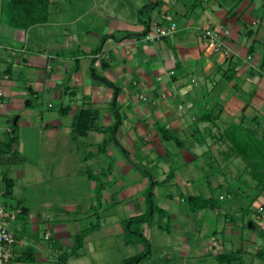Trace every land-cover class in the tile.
<instances>
[{
  "label": "crops",
  "instance_id": "crops-1",
  "mask_svg": "<svg viewBox=\"0 0 264 264\" xmlns=\"http://www.w3.org/2000/svg\"><path fill=\"white\" fill-rule=\"evenodd\" d=\"M3 2L0 139L15 141L8 150L1 146L0 199L7 204L6 174L14 181L11 203L27 209L13 223L8 264H60L94 218L100 183V226L67 264H105L100 251L121 246L134 250L122 251L119 264L142 254L146 247L128 235L147 213L151 220L138 224L146 239L166 223L193 264L218 261L225 244L218 229L202 232L212 221L208 210L225 215L228 234L242 226L227 216L236 212L230 205L193 211L186 198L211 197L216 187L206 174L218 178V187L220 176L229 183L241 175L244 167L230 168H241V159L220 137L226 127L241 121L264 133V0H51L47 22L27 29L9 23ZM173 21V34L146 38ZM207 30L230 56L214 50ZM83 110L91 113L90 127L81 132ZM194 124L189 147L181 135ZM201 132L205 140L196 136ZM220 144L226 150L216 153ZM260 198L264 203V193ZM192 219L201 227L191 244Z\"/></svg>",
  "mask_w": 264,
  "mask_h": 264
},
{
  "label": "trees",
  "instance_id": "trees-1",
  "mask_svg": "<svg viewBox=\"0 0 264 264\" xmlns=\"http://www.w3.org/2000/svg\"><path fill=\"white\" fill-rule=\"evenodd\" d=\"M50 5L51 0H4L2 12H6L9 15V23L11 25L17 28L27 29L32 25L47 22L50 14ZM262 66L264 67V56L262 58ZM27 105H29V102H27ZM90 114V111L86 110L81 112L78 122V131L82 132L89 129L90 121H88V119ZM220 137L230 143L229 154L239 157L245 163L241 175L233 182L235 185L232 184L233 187H231L229 191L225 193L226 196L224 195V192L219 194H214L213 192L211 197H206L204 195H190L186 198V200L193 211L221 208L225 204V200L231 197L232 192H234L233 190H242L244 193H246L245 189L251 187V181H248L246 178H244V174L246 173L250 175L256 182V194L254 196L251 195L250 198L252 202H250V205L243 206L240 209V212H242L243 227L247 228L251 222L252 226L255 224L253 219H249L250 213L257 210H253L251 208L253 201H255L264 193V133L262 136H259L257 130L246 127L244 123L240 121L237 123L234 122L226 127L223 132H221ZM14 141L15 139L2 141V150H8ZM106 142L107 141L105 140L103 146H105ZM89 176L92 178L97 177V175H94L93 173H89ZM2 180L5 187L3 195L7 201L5 202L7 203L6 205H9L11 208L21 207L23 210L22 212L26 213L27 209L22 206L21 202H17L15 205L11 203L14 187L13 179H10L6 174H4L2 176ZM208 181H210V179H208ZM222 186V184L219 185V187ZM216 188L212 187V191ZM96 194L98 206L93 207L95 211L94 214L99 212V207L102 203V183L99 184ZM151 202H153V200H151ZM153 208L155 209V206H153ZM259 214L264 215V212H259ZM152 215L153 213H147L144 216L134 219L133 222H144L149 218L151 219ZM227 216L231 221H237L236 214L227 213ZM99 223L100 222L98 220L97 223H90L91 226L83 227L75 235V243L71 250L65 251L60 255V264H67L70 256L78 255V251L82 248L85 238L88 236L91 230L99 227ZM261 236L264 237V231L261 232ZM242 251L243 248H239L236 251L229 253L223 252L217 255V259L221 264H245L241 255L243 253ZM255 254L260 259L264 260V248L259 249ZM139 260L140 256L135 255L125 258L121 264H138Z\"/></svg>",
  "mask_w": 264,
  "mask_h": 264
},
{
  "label": "rangeland",
  "instance_id": "rangeland-1",
  "mask_svg": "<svg viewBox=\"0 0 264 264\" xmlns=\"http://www.w3.org/2000/svg\"><path fill=\"white\" fill-rule=\"evenodd\" d=\"M223 2H225L226 0H221ZM240 0H234V3L238 2L239 3ZM233 2V0H232ZM259 2V1H258ZM264 8V7H263ZM5 18L9 17V15L5 12L4 13ZM204 113V112H203ZM206 113V112H205ZM197 114H201V113H197ZM211 115H213L214 113H210ZM215 115H217L215 113ZM195 124L193 126H191V128L188 130L189 133H185L186 135H181V137L186 140V144L187 146H189L188 144H190L193 140L191 133L195 130ZM197 137H199L202 140H205V134L204 132L199 133L198 135H196ZM221 145V144H220ZM190 147V146H189ZM203 148V146H202ZM226 150V146L221 145L220 148L215 149L216 153H220V151ZM244 163V162H243ZM242 160H241V168H237L236 166H230V169L232 172L234 173H238L237 169H242V167H244L245 163L243 164ZM224 166V165H223ZM228 168V167H227ZM208 172V171H207ZM207 177L206 179L204 178V181H206V183L208 182L207 180L210 179L213 182V185L215 187H218V181H217V177L216 176H212L210 174H206ZM220 182L222 183V187H218L216 189H213L214 194H219L221 192H227L229 191V189L231 187H233V181L231 182H226L224 176H220ZM247 180L251 181V187L248 188L245 192L247 193V196L242 195H238L237 191L233 190L234 192H232L231 197L229 199L225 200V204L223 207H225L224 209H228V207L232 206V208L234 209V211L236 212V216H237V225H242L241 227H239V234L235 233V234H228L227 230H224V232H222V230L224 229V221H225V215H223L222 213L220 214L219 218L213 217L214 214L213 212H210L208 210V218L209 220L212 219V221H210L211 223L206 224V226H204V231L205 233L208 234H212V232H214L215 229H218L217 231V237L220 238L221 240L223 239V243L225 244L223 249L221 250L220 253L223 252H232V251H236L239 248H243V253L242 258L244 260L245 264H264V260L260 259L255 253L256 251H258L259 249L264 248V237L261 236V232L264 231V215L259 214L258 207L261 205L262 200L261 198H257L255 201H253V204L251 206V208L253 210L257 209L255 211V224H253L252 226V222L249 224V227L244 228L243 227V221H242V212H240V207L243 206H248L250 205L251 201V195H255L256 194V182L255 180L249 175V178L247 176ZM200 194V193H199ZM236 194V195H235ZM230 205V206H229ZM95 213V212H94ZM158 214V213H157ZM193 216V215H192ZM211 216V217H209ZM92 217H94L91 220V223H97V220L100 222V217L101 214L100 212H98L97 214H93L92 213ZM213 217V218H212ZM218 223H217V220ZM151 220L150 218L147 220L149 221ZM189 222H191L193 225H191V227L188 228V235L186 237H190L191 241L190 243L192 244L194 239L197 238L198 236V229H200V222L196 219H192ZM140 222H135L133 223V228L130 232V234L128 235L131 242L133 243H138L141 242L142 245H144L146 247L145 251L142 254H137V256H140V260L138 264H193V260L191 257L188 256H184L182 254V248L183 245L179 248H176V244H181L182 243V239L179 238V236L174 235V233L170 234V231L167 229V224L164 223L165 225H162V229H160V227H155L158 228V232L159 234L155 237L153 236L152 239H145L143 237V235H141L140 230L139 229V224ZM87 226H91V224H88ZM100 226V223H99ZM244 228V229H243ZM136 229V230H135ZM153 234L155 235V229L153 231ZM203 234V233H202ZM178 249V250H177ZM134 250V247L129 246V247H119L116 248L114 250H106V252L104 253V251H100L101 255H106L107 258V262L105 264H119L117 262H114L115 260H117L118 256H123L122 255V251L124 252H128V251H132ZM219 253V254H220ZM142 255V257H141ZM191 255H193V252L191 253ZM168 257H170L171 259L168 261ZM111 259L112 261L108 260ZM138 261V260H137ZM122 263V262H121ZM209 264H221L219 261H210ZM226 264V263H223Z\"/></svg>",
  "mask_w": 264,
  "mask_h": 264
},
{
  "label": "built area",
  "instance_id": "built-area-1",
  "mask_svg": "<svg viewBox=\"0 0 264 264\" xmlns=\"http://www.w3.org/2000/svg\"><path fill=\"white\" fill-rule=\"evenodd\" d=\"M177 30V23L171 22L169 25L157 24L152 33H148L146 38L153 40L159 39L164 36L173 34ZM210 43L214 47L216 52H221L225 56H230V50L225 46L224 42L217 38L216 34L212 30H207ZM4 91L0 78V113L3 102ZM2 140L0 139V167L2 161ZM21 207L11 208L4 204L0 199V264H8L15 256L14 244L16 242L15 232L13 230V223L17 220L18 216L22 212ZM258 212H264L263 203L258 207ZM50 229L45 234V238H50Z\"/></svg>",
  "mask_w": 264,
  "mask_h": 264
}]
</instances>
